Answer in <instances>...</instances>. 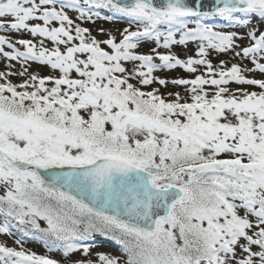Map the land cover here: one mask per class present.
<instances>
[{"label": "snow or ice", "instance_id": "snow-or-ice-1", "mask_svg": "<svg viewBox=\"0 0 264 264\" xmlns=\"http://www.w3.org/2000/svg\"><path fill=\"white\" fill-rule=\"evenodd\" d=\"M0 61V264H264V0H0Z\"/></svg>", "mask_w": 264, "mask_h": 264}, {"label": "rangeland", "instance_id": "rangeland-1", "mask_svg": "<svg viewBox=\"0 0 264 264\" xmlns=\"http://www.w3.org/2000/svg\"><path fill=\"white\" fill-rule=\"evenodd\" d=\"M69 14L74 17L73 13L70 12ZM213 22L214 23H222L219 20H216V21H213ZM125 25H126V22L124 20H116V21H112V22H108V21H104V20H97L95 24L84 23L82 26L90 28L94 35H97L98 38L102 39L104 37L99 36V34L97 32V29L104 28L106 31H111L114 34L118 35V30L122 29ZM224 30H233V29L225 28ZM235 30L243 31V29H235ZM12 35L15 37L17 34L14 33ZM19 35H20L21 38H31L29 35L24 34V33H21ZM176 51L178 52V54H180L182 56H185V55H188V54H192V53L187 52V51L180 52L179 49H176ZM219 58L228 60V61H230V63H238L239 62L238 60H232L230 58V56H228V55H221ZM214 62H215V58H214ZM245 63H247V62H245ZM17 68H19V65H17ZM34 68H35V66H33V69H30V71L34 70ZM2 70H4V61H0V71H2ZM157 75H160V76H165V75H167V76H177V75L183 76V75H186V74L183 73L180 70H177V71H174V72H171V73H157ZM12 79H13L14 82H19V77H12ZM41 223H43V222H41ZM0 241H7L9 246H12V239L9 238L6 235H0ZM25 247L31 249L32 251H35L37 254H45L44 247L38 242H34L32 240H29L25 244ZM92 251H93V253H95V252H105V253L119 254V250L117 249V247L112 246L111 244H109V241L106 242V241H103V240H101V243L96 244L95 247L92 249ZM52 255L54 257H56L55 253H53ZM93 259H95V256H93Z\"/></svg>", "mask_w": 264, "mask_h": 264}, {"label": "trees", "instance_id": "trees-1", "mask_svg": "<svg viewBox=\"0 0 264 264\" xmlns=\"http://www.w3.org/2000/svg\"><path fill=\"white\" fill-rule=\"evenodd\" d=\"M97 240H107V241H109L110 243H113L114 245H116L115 243H114V241H112V240H110V239H106V238H104V237H102V236H99V235H97L96 237H94V241H97ZM117 249L119 250V246L117 245Z\"/></svg>", "mask_w": 264, "mask_h": 264}, {"label": "water", "instance_id": "water-1", "mask_svg": "<svg viewBox=\"0 0 264 264\" xmlns=\"http://www.w3.org/2000/svg\"><path fill=\"white\" fill-rule=\"evenodd\" d=\"M190 3L194 2V0H189ZM213 2V0H202V3L210 5Z\"/></svg>", "mask_w": 264, "mask_h": 264}]
</instances>
